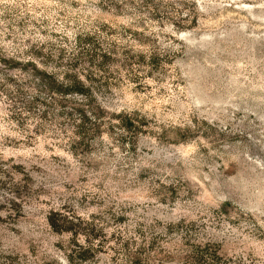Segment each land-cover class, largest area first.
<instances>
[{
    "label": "rangeland",
    "instance_id": "obj_1",
    "mask_svg": "<svg viewBox=\"0 0 264 264\" xmlns=\"http://www.w3.org/2000/svg\"><path fill=\"white\" fill-rule=\"evenodd\" d=\"M94 31L158 60L127 69L120 54L96 72L110 120L80 154L71 132L14 119L6 90L30 83L28 60L53 70ZM0 56L15 60L0 63V258L134 264L153 240L175 256L188 239L264 262V0H0ZM53 210L95 225L79 236L87 259L71 258L76 236L51 228Z\"/></svg>",
    "mask_w": 264,
    "mask_h": 264
},
{
    "label": "trees",
    "instance_id": "obj_2",
    "mask_svg": "<svg viewBox=\"0 0 264 264\" xmlns=\"http://www.w3.org/2000/svg\"><path fill=\"white\" fill-rule=\"evenodd\" d=\"M100 34V31H94L77 36L75 46L72 49L73 53L65 56L67 50H61L60 60L57 62L58 66L53 70L41 68L36 60H28L27 66L33 68L29 78L30 83H18L15 92L6 90L7 96L17 100L16 110L12 113L14 119L21 124L26 122L30 125L33 114H37V121H39L37 125H43L50 121L59 127L61 132H71L72 136H68V141L73 153L87 152L96 137L103 133L106 121L110 120V117L107 116L108 110L97 95V90L100 88L98 85L102 86L103 83L96 72H108L112 63L118 61L117 56L120 54L125 56L120 66L127 69L135 61L138 64L147 62L152 67L157 64L158 60L157 54L136 55L133 50L127 48H122L119 51L117 45L104 49L99 40ZM1 62H4L5 65H13L12 67L15 68L13 58L8 59L0 56ZM141 123L130 118L124 127L127 130H134L135 133H142L144 130ZM109 124L114 126L112 122ZM8 203L10 205L16 204V198L9 199ZM48 223L56 232L62 234L69 232L76 236V239L73 240V247L75 248H72L74 252L71 255L72 259L74 257L82 260L87 259L91 252H95L96 248L93 246L85 247L80 244L79 240L81 235L85 237L94 235V229L84 228L86 225L93 226V223L89 224L74 212L65 213V211L56 210L50 212ZM156 244V240H153L147 248L143 247L144 252H139V256L134 258L133 263L236 264L235 258L222 255L219 246L215 243L200 244L187 239L182 242V246L175 256L167 252L164 247L158 248ZM99 247L101 249L103 245ZM154 250L159 256L155 259L151 257ZM143 255L145 258H142ZM238 261H236L237 264H245L241 260ZM0 264L31 263L27 255L10 253L2 254ZM248 264H264V262L252 260Z\"/></svg>",
    "mask_w": 264,
    "mask_h": 264
}]
</instances>
